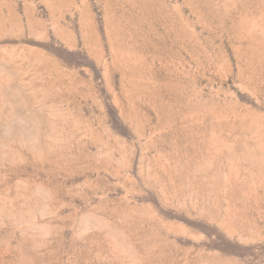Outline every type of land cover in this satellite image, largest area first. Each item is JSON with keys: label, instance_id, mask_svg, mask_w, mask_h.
<instances>
[{"label": "rangeland", "instance_id": "obj_1", "mask_svg": "<svg viewBox=\"0 0 264 264\" xmlns=\"http://www.w3.org/2000/svg\"><path fill=\"white\" fill-rule=\"evenodd\" d=\"M0 264H264V0H0Z\"/></svg>", "mask_w": 264, "mask_h": 264}]
</instances>
